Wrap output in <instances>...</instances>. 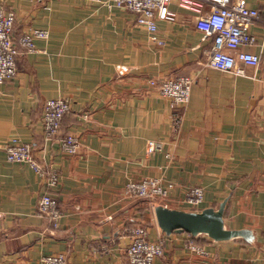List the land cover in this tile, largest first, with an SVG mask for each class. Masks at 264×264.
Segmentation results:
<instances>
[{
	"label": "crops",
	"instance_id": "1",
	"mask_svg": "<svg viewBox=\"0 0 264 264\" xmlns=\"http://www.w3.org/2000/svg\"><path fill=\"white\" fill-rule=\"evenodd\" d=\"M2 1L16 11V44L31 28L49 37L38 38L33 52L20 46L17 75L0 85V264H46L55 253L66 254L67 264H129L134 227L161 235L154 202L189 208L183 199L195 185L205 190L201 207L230 193L227 219L264 243V0H248L261 17L250 27L257 42L243 48L261 63L246 65L245 74L208 65L212 39L176 1L177 20L158 22L165 44L152 40L135 12L105 0ZM181 74L196 80L177 132L168 100L150 79ZM56 97L71 101L59 136L79 137L75 154L58 137L45 138L44 103ZM15 136L60 174L57 226L37 213L44 179L7 158L5 144ZM148 139L163 140L164 150L148 155ZM148 176L174 181L169 198L124 196L128 181ZM191 240L210 254L194 252ZM154 264H264V248L177 232Z\"/></svg>",
	"mask_w": 264,
	"mask_h": 264
},
{
	"label": "built area",
	"instance_id": "2",
	"mask_svg": "<svg viewBox=\"0 0 264 264\" xmlns=\"http://www.w3.org/2000/svg\"><path fill=\"white\" fill-rule=\"evenodd\" d=\"M173 1L180 7L194 11L197 15V29L212 39L209 66L222 71L245 74L246 65L253 67L260 65L261 55L243 48L257 42V37L251 32L250 27L261 17L260 10L251 6L248 0H105V3L110 7H123L135 12L137 23L150 32L152 40L158 44H165V40L158 36V22L177 20V12L171 8ZM15 21L16 11L0 0V85L17 75V55L21 50L20 46L27 52H33L37 49L38 38L49 37L47 29L31 28L22 34L18 45L13 36ZM195 80L193 74L150 79V83L168 100L174 130L177 132L180 130L183 110L190 101ZM70 109L69 98H49L44 103L42 122L46 139L58 137L62 150L67 154H75L80 146L79 137L75 134L59 136L63 117ZM83 116L88 118L89 114L84 113ZM164 148L163 140H147L148 155ZM5 149L9 161L29 164L44 179L46 190L38 202L37 213L57 226L63 214L58 197L53 192L60 183L59 172L40 162L35 156L33 145L19 137H11L5 144ZM166 154L170 156L169 152ZM174 187V181L164 182L161 178L148 176L128 181L123 194L125 197H141L152 201L164 200L169 198ZM204 200V187L195 185L187 190L183 203L196 208L201 207ZM2 216L3 213L0 212V218ZM131 237L128 247L129 264H154L158 257L164 255L165 238L161 235L151 238L145 225L134 227ZM188 245L199 255L210 254L207 249L192 240ZM43 260L46 264H67V256L64 253L50 254Z\"/></svg>",
	"mask_w": 264,
	"mask_h": 264
},
{
	"label": "water",
	"instance_id": "3",
	"mask_svg": "<svg viewBox=\"0 0 264 264\" xmlns=\"http://www.w3.org/2000/svg\"><path fill=\"white\" fill-rule=\"evenodd\" d=\"M230 193L216 205L207 207L178 208L154 202L153 208L161 236L171 237L177 232H188L194 238H205L214 243L243 240L263 251L264 243L249 227H236L227 219Z\"/></svg>",
	"mask_w": 264,
	"mask_h": 264
},
{
	"label": "trees",
	"instance_id": "4",
	"mask_svg": "<svg viewBox=\"0 0 264 264\" xmlns=\"http://www.w3.org/2000/svg\"><path fill=\"white\" fill-rule=\"evenodd\" d=\"M65 116V115H64ZM64 118V117H63ZM63 121V120H62Z\"/></svg>",
	"mask_w": 264,
	"mask_h": 264
}]
</instances>
